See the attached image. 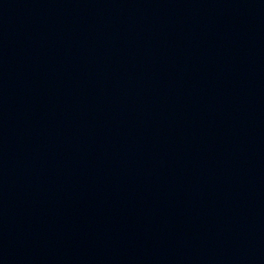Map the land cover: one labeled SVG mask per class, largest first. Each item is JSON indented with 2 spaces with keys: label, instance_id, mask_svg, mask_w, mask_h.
Wrapping results in <instances>:
<instances>
[{
  "label": "water",
  "instance_id": "1",
  "mask_svg": "<svg viewBox=\"0 0 264 264\" xmlns=\"http://www.w3.org/2000/svg\"><path fill=\"white\" fill-rule=\"evenodd\" d=\"M0 264H264V0H0Z\"/></svg>",
  "mask_w": 264,
  "mask_h": 264
}]
</instances>
